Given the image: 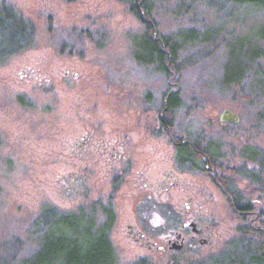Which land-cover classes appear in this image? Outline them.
<instances>
[{
	"label": "rangeland",
	"instance_id": "obj_1",
	"mask_svg": "<svg viewBox=\"0 0 264 264\" xmlns=\"http://www.w3.org/2000/svg\"><path fill=\"white\" fill-rule=\"evenodd\" d=\"M150 4L156 34L175 47L172 76L136 60L145 24L127 1L0 0L32 25L29 45L0 60V264L29 258L48 231L46 215L61 213L108 223L113 264H238L255 255L264 191L234 171L257 168L245 153L264 154V124L251 97L259 72L247 68L231 88L222 76L231 47L264 50V6ZM168 87L181 100L170 135L158 119ZM225 109L238 120L221 121ZM172 135L211 153L217 177L251 204L247 220L202 169L204 160L187 162L163 200L154 180L174 168ZM190 219L203 230L195 237L181 226ZM175 228L185 236L180 248L166 240Z\"/></svg>",
	"mask_w": 264,
	"mask_h": 264
},
{
	"label": "trees",
	"instance_id": "obj_2",
	"mask_svg": "<svg viewBox=\"0 0 264 264\" xmlns=\"http://www.w3.org/2000/svg\"><path fill=\"white\" fill-rule=\"evenodd\" d=\"M124 1H127L130 9L145 24L144 35L135 43L136 60L143 64H151L165 75L172 76L174 72L172 69L178 66L176 54L173 51L174 44L168 38L156 34L155 22L149 17L150 0ZM236 1L255 6H264V0ZM31 33L32 25L27 18L22 17L12 7L0 5V60L29 45ZM245 46L246 44L243 47L236 48V50L232 49V47L230 48L222 76V83L227 88L239 86L244 72H246L247 68L254 65V68L256 67L255 70L259 74L256 81L255 94L251 97L259 106L254 113L256 119L264 124V67L257 61L259 57L263 56L264 50L254 46L248 48ZM180 105L179 90L169 88L162 97V107H165V114L171 116L172 112ZM195 146L199 150L207 152L211 163V153L197 142H195ZM177 148L185 163L187 161L197 162L201 158V154L192 146L184 144L179 145ZM243 158L250 163H254L258 169L248 170L249 168L243 166L240 167L242 169L234 172L241 178L251 182L257 192H263L264 154L261 152H248L244 154ZM195 165L193 163L192 167H195ZM216 181L228 200L232 202L234 209L251 210V204L244 202V196L229 179L219 176ZM105 213L108 216V220L111 219V213L107 211ZM58 215H46L44 221H47L45 224L48 225V231L43 232L39 236V246L36 251L29 258L18 261L19 264H113L114 254L107 232L108 223L93 226L90 217H87L88 220L85 222V220L83 221L80 217L73 216V214L61 213ZM241 216L242 219L247 220V213L241 214ZM246 227L249 228V225L247 224ZM88 229H94L96 233L88 234ZM255 229L258 230L261 237L255 249V255L247 256L243 262H237L238 264H264V226L261 225Z\"/></svg>",
	"mask_w": 264,
	"mask_h": 264
},
{
	"label": "flooded vegetation",
	"instance_id": "obj_3",
	"mask_svg": "<svg viewBox=\"0 0 264 264\" xmlns=\"http://www.w3.org/2000/svg\"><path fill=\"white\" fill-rule=\"evenodd\" d=\"M158 119L160 121V126L161 127L165 126L166 131H167L168 128L170 127V124H171L172 120H171L170 116L165 114V107L164 106L162 107V109L160 111ZM167 133H168V131H167ZM168 134L170 135V133H168ZM170 139H171V142H172L174 148L176 149L175 153H174V157H173L174 158L173 159L174 168L165 167L164 170L162 171V173L157 175L155 177V180H154L155 185H158L160 189L162 188L161 189V191L163 192L162 193V198H163L164 201L166 199H168V197H169V193H168L169 187L179 184V182L181 180L180 175L182 173H184V170H185V164L186 163L184 162L183 157L181 156V154H180V152H179V150L177 148L179 145L187 144L189 146H192V148H194L199 154H201V158L198 159V161L199 162H200V160L201 161L202 160L205 161L202 169L204 171L208 172L210 174L211 179L213 180V182H215L217 184V181H216L217 174L215 173L213 167L210 165V158H209V155L207 154V152L199 150L195 146V142H192L189 139H186V138L182 139V138H180L178 136H175V135L170 136ZM111 153L114 155L115 151H112ZM119 158H120V154L117 155V159H119ZM188 166L190 167V168L188 167V169H187L188 171H193L191 168H195V167H192L193 163H189ZM230 204H231V207L233 208V210L236 211L237 213H239L240 215L244 214V213H247V215H248L249 213L252 212V210H247V211L236 210V209H234V206H233L232 202H230ZM193 223H195V221L190 219V220L185 221V223H182L181 226L182 227H183V225L184 226H189L191 231L194 232V233H192L193 234L192 236L195 237L196 235L201 234L203 232V230L200 229L196 225V223H195V226H194ZM132 227L133 228L135 227V223H132ZM140 235L142 236L141 239L144 242H146L148 244V246H151L149 239L143 237L144 236L143 232ZM184 237L185 236H183L181 234L180 230L175 228L166 237V240H167L168 245L170 247V246H173L174 244H176L177 241H179V243L183 244ZM159 247L163 248L164 246L160 244Z\"/></svg>",
	"mask_w": 264,
	"mask_h": 264
},
{
	"label": "water",
	"instance_id": "obj_4",
	"mask_svg": "<svg viewBox=\"0 0 264 264\" xmlns=\"http://www.w3.org/2000/svg\"><path fill=\"white\" fill-rule=\"evenodd\" d=\"M220 119L221 121H237L238 116L235 115L232 111L225 109L221 114H220ZM182 246V243L180 244H174L172 247L175 248H180Z\"/></svg>",
	"mask_w": 264,
	"mask_h": 264
}]
</instances>
